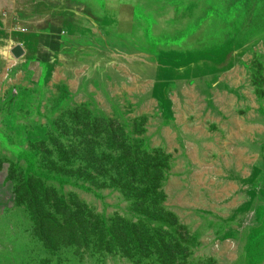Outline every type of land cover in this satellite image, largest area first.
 Listing matches in <instances>:
<instances>
[{
	"label": "rangeland",
	"instance_id": "374dc122",
	"mask_svg": "<svg viewBox=\"0 0 264 264\" xmlns=\"http://www.w3.org/2000/svg\"><path fill=\"white\" fill-rule=\"evenodd\" d=\"M114 1L116 9L102 2V11L95 1L68 3L72 12L89 9V22L104 28L87 32L81 14L72 16L75 29L64 37L96 39L83 45L91 51L74 53L88 63L58 52L48 63L34 49L27 65L26 56L0 65V79L8 73L0 82V264H248L251 253L264 264V0ZM152 24L168 32L153 34ZM83 67L71 90L63 80ZM25 73L26 84H11ZM193 85L208 97L191 99ZM110 130L132 141L145 174V163H162L159 186L145 183L135 199L110 185L96 194L68 183L65 193L85 199L86 215H100L113 239L44 240L20 200L33 185L31 169L41 163L46 171L50 157L30 154L26 163L21 151L59 139L109 154ZM58 162L87 164L72 152Z\"/></svg>",
	"mask_w": 264,
	"mask_h": 264
},
{
	"label": "trees",
	"instance_id": "16d2710c",
	"mask_svg": "<svg viewBox=\"0 0 264 264\" xmlns=\"http://www.w3.org/2000/svg\"><path fill=\"white\" fill-rule=\"evenodd\" d=\"M36 133L38 130L30 136L32 140L36 139ZM107 135L110 137L106 141L111 151L109 154H102L105 149L98 152L97 147L89 143H86L85 148L81 149L77 145L66 146L59 139V144L51 147L46 146L40 151H21L19 156L25 159L26 163H31L30 154L34 160L39 159V154L50 157V165L46 171L41 169V163L31 169L33 185L26 189V195L22 196L20 200L24 207L29 206L31 216L36 224L34 226L36 233L44 240H52L55 244H80V242L86 244L89 243L91 237L97 238L98 235L103 240L113 239L114 231L106 225L104 220L99 219L100 215L91 210H88L86 215L85 199H81L73 193H65L64 187L68 183H73L85 191L96 194L110 185L135 199L140 197L145 183L149 184L150 188L159 186L164 174L161 162L145 163V166L150 170V174H145L142 170L144 162L139 156L134 157L133 155L132 141L115 136L111 130L107 131ZM42 142L46 141L42 140ZM94 151L98 153L95 155ZM71 152L84 157L87 161L86 166L66 168L65 165L58 162L59 158L64 160ZM100 154L102 155L100 156ZM104 163H109L110 167L104 166ZM90 167L95 169V173L87 171V168ZM31 170L26 171L27 176L31 177ZM73 177L80 181H73ZM51 181L58 184L54 185ZM61 215L63 218H60ZM107 247L108 245H103V248ZM254 263L251 253L248 264Z\"/></svg>",
	"mask_w": 264,
	"mask_h": 264
},
{
	"label": "crops",
	"instance_id": "0c3cea01",
	"mask_svg": "<svg viewBox=\"0 0 264 264\" xmlns=\"http://www.w3.org/2000/svg\"><path fill=\"white\" fill-rule=\"evenodd\" d=\"M93 1L98 3V9L100 11L103 9L101 4L102 2L106 4L109 3V7L116 9L113 3L117 1L87 0V2ZM72 2L73 0H0V65L5 63L7 67L9 62L8 60L14 56L12 50L16 46H21L23 52H25L26 61L24 62V65L29 63L28 60H31V51H34V49H38L37 51H40L42 54V60H45L48 63L54 60L56 52H58L59 57H63V60L69 58V60L75 64L88 63L89 58H86L88 56L84 57L86 58L85 62H81L84 58L77 57L74 53H77L75 52L77 50H80V53H82V50L91 51L90 47L83 45L96 44V39L95 37L87 39V37L82 36L80 33H78L80 35H76L72 38L69 37V35L64 37L66 30L72 33L75 29L74 27H71L72 16L81 14L83 22L80 23L79 27L87 29V32H95V30L97 32H104V28L98 26L95 27L89 22L88 19L93 16V14L88 11L89 9H83L81 12L69 11L68 3ZM138 2L139 1L137 0H133L129 3L137 4ZM135 7V10H137L138 6ZM84 10L87 11V14H85ZM143 10L147 13V5L143 7ZM148 13L150 14L151 11ZM109 27L111 28L112 26ZM118 68L117 70L121 72ZM6 71L8 72L10 70L6 69ZM85 71V67L79 70L70 71L71 74H74L75 76L72 78V81L65 79L63 80V83L70 86V89L72 90L74 88L72 86V82L79 84L80 79L83 75H85ZM122 71L124 73H129L130 76H136L134 74V72L136 73L135 68L133 70L134 72L129 68H123ZM32 72H35L34 69ZM7 76L8 73L4 78L0 79V82H6L5 79ZM9 76L10 78H15L20 75L18 74L14 77L10 73ZM22 76V80L18 79V82L16 79L11 84H26L25 80H23L24 78H27L26 73ZM0 77H2V74H0ZM28 78H30V76ZM11 84H4V89ZM193 87H195L198 91L193 90L191 99L196 98V100H203L208 97V95L200 93L201 91L198 87H196V85H193ZM132 93H136L135 88H133ZM225 108L227 112H231V107L227 105ZM239 137L241 136H237V139L232 140L231 143L239 144Z\"/></svg>",
	"mask_w": 264,
	"mask_h": 264
},
{
	"label": "bare ground",
	"instance_id": "6f19581e",
	"mask_svg": "<svg viewBox=\"0 0 264 264\" xmlns=\"http://www.w3.org/2000/svg\"><path fill=\"white\" fill-rule=\"evenodd\" d=\"M149 28H152L153 29V34H156L157 32H159V31H162L163 30V26L162 25H159V26H155V25H150L149 26ZM165 32H168L167 30H163V33H165ZM151 35V34H150ZM152 36V35H151ZM25 52H23V54L21 55V57L22 56H25V54H24ZM15 57V56H14ZM20 57V58H21ZM16 58V57H15ZM16 59H19V58H16Z\"/></svg>",
	"mask_w": 264,
	"mask_h": 264
},
{
	"label": "water",
	"instance_id": "95a60500",
	"mask_svg": "<svg viewBox=\"0 0 264 264\" xmlns=\"http://www.w3.org/2000/svg\"><path fill=\"white\" fill-rule=\"evenodd\" d=\"M12 53L13 55L16 57V58H19L21 57V55L23 54V49L21 46H16L14 47V49L12 50Z\"/></svg>",
	"mask_w": 264,
	"mask_h": 264
}]
</instances>
